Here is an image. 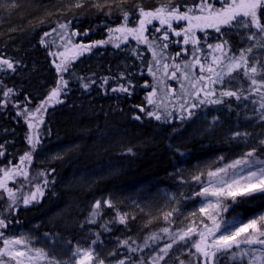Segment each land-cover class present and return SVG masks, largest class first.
Segmentation results:
<instances>
[{
  "label": "trees",
  "instance_id": "1",
  "mask_svg": "<svg viewBox=\"0 0 264 264\" xmlns=\"http://www.w3.org/2000/svg\"><path fill=\"white\" fill-rule=\"evenodd\" d=\"M15 1L16 7L10 6L0 14V55L22 61L18 74L12 79L5 78V82L18 90V100L23 101L25 96L31 97V106L40 103L59 79L60 74L52 65L47 48V37L53 35V29L60 30V24H68L70 33L91 29L87 36L78 35V40L89 44L109 39L111 34L108 28L124 23L115 7L112 15H106L107 8L98 11L92 7L91 0H85L82 8L72 6L75 0ZM186 2L191 4L192 0ZM143 6L146 9L153 8L156 0H143ZM136 20L133 16L129 26L134 25ZM45 32L50 35L43 37ZM42 37L44 45L39 43ZM98 47L94 55L71 64L74 75L63 73L68 80L67 95L62 104L52 107L46 114L39 151L42 153L53 148V154H56L54 160L42 166L47 173L55 169L54 173L47 175V180H54V183L48 184L38 205L20 208L13 218L11 229L27 230L43 222V218L59 213L63 217V232L67 239L74 240L80 231L85 230L100 232V239L110 245H115L117 238L122 241L130 237L129 243L137 252L127 253L126 248H121V257L128 254L133 260L142 259L143 245H149L156 239H165L167 234L161 231L165 228L161 224L165 209L158 201L153 202L152 216L137 208L131 209L132 215H129L127 223L110 224V232H105L98 225L115 216L117 211L113 208H108L97 224H86L83 219L89 212L90 203L102 196L128 197L144 185L153 186V191L158 192L173 187L177 178L174 168L179 156L169 142L176 127L150 118L143 121L131 119L134 111L132 106L145 103L149 93L147 70L152 57L149 50L136 42L125 43L122 48L111 44ZM121 73L130 75L135 85L130 96L110 91L126 83L120 79ZM81 77L96 80L90 91L86 92L81 87ZM103 77H108L109 83L101 88L100 80ZM15 113L9 108L0 110V143L8 141L7 156L0 162V167L8 161L15 164L19 156L28 151L25 140L27 125ZM116 143L131 144L117 146ZM129 147L133 149L132 153L127 152ZM219 149L215 144L192 141L183 144L181 151L191 152L195 158L202 159ZM107 167H112L113 172L87 188L77 187L72 182L76 173L105 170ZM262 208L263 194L243 197L231 203L232 213L243 212L246 216H252ZM16 219L20 223H15ZM44 224L42 229L46 230L49 225L46 221ZM143 260L151 264L145 258ZM166 260L168 264H179L172 259Z\"/></svg>",
  "mask_w": 264,
  "mask_h": 264
},
{
  "label": "snow or ice",
  "instance_id": "2",
  "mask_svg": "<svg viewBox=\"0 0 264 264\" xmlns=\"http://www.w3.org/2000/svg\"><path fill=\"white\" fill-rule=\"evenodd\" d=\"M85 0H75L72 5L75 8L84 7ZM92 7L98 11H104L107 8L106 15H112L113 7L120 12L121 19L124 21L121 25L115 28H108L110 35L107 40L93 41L89 44L73 43L71 38L64 45V51L57 53H49L59 59V63L55 64V70L59 75L56 86L52 87L46 97L34 108H29L31 97L25 96L23 101L18 100L19 92L14 87H9L5 82V78L12 79L19 72L22 61L13 57L0 55V110L12 107L18 109L15 113L16 117L23 116L27 128L32 130L26 133L25 140L27 142L28 151L19 156V164H12L8 161L3 167H0V200H4L0 204V264H147L143 259L133 260L131 255H120V248H126L127 253L135 254L136 248L131 247L129 240L117 238V247L107 253V257L102 256L100 251L95 247L101 244L100 232L95 233V239H91L87 246L77 243L74 247L68 249L67 259L59 258L56 254L46 251L44 248H35L30 244L29 238L26 236H10L6 230L14 222L16 213L23 206L27 208L33 202H39L38 197L44 195V191L39 183L33 185L35 191L29 192L27 195L17 196V192H22L25 187L21 183L20 187H8V181L14 177H23L28 180V171L21 166L25 165L33 159V152L42 143L40 136L35 132L40 124H43L42 114L47 111V106L51 102L57 104L63 103L62 95H67L68 80L64 78L63 73L74 75L71 70V61L78 55L84 52H90L92 48L113 44L114 47L120 48V43L116 41H127L128 37L136 40L138 43L147 44L152 51L153 57L160 55V59L155 60V64L159 66L163 50L169 47V43H178L172 41L170 35L181 36L183 33V44L192 45L193 60L191 63H184L183 75L185 79H189L191 87L196 89L194 96L197 102L180 105L181 121L191 118L195 115L192 111L202 105L219 106L217 111L227 112L228 114L235 113L237 117L241 116L238 109H247L252 113V116L244 114V119H252L255 117L264 124V58H257L256 51H264V0H192L189 4L184 0H156V6L146 9L143 6V0H91ZM130 5V7H128ZM217 5H219L217 7ZM16 7L15 2L11 5ZM137 18L136 26H129L132 22L131 18ZM153 20H158L162 27L155 28V32L161 33L159 36L153 35L151 39L145 35L147 25H150ZM187 22L186 27L177 30L173 28V22ZM70 23V22H69ZM166 26V27H163ZM221 26H228L229 29H239L238 37H243L244 41H251L247 46L240 47L238 50H233L230 39L227 34L222 32ZM61 29H67L68 24H60ZM206 28H213L217 33H220L219 41L216 44H208L207 47L213 50L211 63L205 65L196 55L202 51L200 38L196 35V30L203 31ZM55 31V29H53ZM91 29H86L83 32L73 31L72 36L84 35L87 36ZM119 34V35H115ZM50 33L45 32L43 37H47ZM41 38L39 43L44 45L45 40ZM243 42V41H242ZM71 45V47H69ZM160 49V52H157ZM135 51V50H133ZM187 48H182L176 56L186 53ZM71 53V55H70ZM173 59V57H168ZM199 66L200 74L192 75V69ZM175 69L171 73V78L176 79V72L180 70V64L171 65ZM163 68L165 74L169 68V64L164 63ZM157 70L158 67H157ZM148 72L155 78L156 71L151 65L148 66ZM207 73V75H204ZM95 75V74H93ZM81 87L87 92L91 86L96 84V80L81 77ZM120 79H124L126 83L119 84L118 87L110 89L111 92H120L128 96L132 94L135 87L129 76L121 73ZM206 81V83H205ZM109 78L103 77L100 80V87L104 88L108 85ZM163 83V81H161ZM245 83L247 87H245ZM215 85L217 87H211ZM183 87V85H182ZM203 92V98H201ZM157 95V89L152 88V91L145 97V103L133 105V113L131 119L135 121H143L145 118L155 119L156 121L170 122L172 112L167 111V105L161 102L156 103L154 97ZM167 95V93H166ZM258 97V99H250ZM235 102V103H234ZM250 102L253 107L249 109ZM187 103V102H185ZM148 105H153L152 109ZM163 107L164 111L161 112ZM15 118V117H14ZM221 123V116H213L210 127H215ZM7 131V130H5ZM252 134L241 132L239 130L230 133V139L233 141L244 140ZM8 141L0 143V162L7 156L6 144ZM264 150V138L258 141V147H253L250 151L241 156L240 159L233 161L231 164L218 168L216 171L208 173L210 177H220L218 187H204L197 195L216 197L215 203L209 202L206 206L200 208V212L212 220V227L204 225L203 231H198L195 227H189L186 230H181L178 237L173 239L171 243L165 244L156 252L155 256L150 257L151 264H168V259H171L170 250L174 244L184 242L188 245V259L181 260L178 256L175 257L179 264H225L226 261L236 260L239 257L251 256L248 264H254L255 261H260L264 264V251L260 256L255 255L256 251L264 249V215L252 218L247 223H242L232 230H221V224L217 222L216 215L220 211H227V207L221 202V198H231L235 200L237 197H248L256 193L264 194V160L254 159L258 151ZM128 153H132L133 149L129 147ZM220 159H224L221 157ZM260 165L256 167V165ZM244 165L249 171L245 176H234L229 180H225L221 174L227 175L228 169H235L237 166ZM254 169V170H253ZM55 169L47 175L54 173ZM44 176L45 173H40ZM35 179V178H34ZM200 180L199 176L195 177ZM29 183H31L29 181ZM54 183V180H44L43 186ZM6 194V200L4 199ZM115 208V205L110 199L103 201L96 200L92 205V211L89 217L86 218V223L97 224V217H100L103 212V207ZM175 211V209L173 210ZM169 212L165 215V220L172 215ZM129 218L128 213L116 212L115 216L98 225L105 232H110L112 229L110 224L119 223L126 224ZM15 223H20L18 219ZM83 228L84 225L82 224ZM164 233H169V229L163 228ZM219 233V234H218ZM47 235V234H46ZM193 237H197L193 239ZM155 237H153L154 239ZM190 242V243H189ZM71 244V241L67 242ZM241 245L260 246L258 249L249 251L241 248ZM191 249H195L194 252ZM236 249H239L237 253ZM109 257L111 259H109Z\"/></svg>",
  "mask_w": 264,
  "mask_h": 264
},
{
  "label": "rangeland",
  "instance_id": "3",
  "mask_svg": "<svg viewBox=\"0 0 264 264\" xmlns=\"http://www.w3.org/2000/svg\"><path fill=\"white\" fill-rule=\"evenodd\" d=\"M13 2L16 3L15 0H0V14L2 10H6L9 8ZM219 5H217L218 7ZM178 23V25H176ZM137 20L135 24L132 26H136ZM187 22H173V28L180 30V28L186 27ZM147 31L145 32L146 36H149V39L153 35L159 36L161 33L155 32V28L162 27L159 24L158 20H153L150 25H147ZM166 27V26H163ZM222 32L227 34V38L230 39V43L232 45L233 50H238L240 47L247 46L252 43L251 41H244L243 37H238L237 32L242 31L239 29H229L228 26H221ZM48 36V46L47 48L50 50L49 53H57L64 51V45L67 43L69 38H71L73 43H84L83 41L78 40L77 36H72L70 33V29H56ZM112 35V34H111ZM119 35V34H115ZM196 35L200 38L202 51L196 53V55L200 58L201 62L205 65L211 63L212 55L218 54L213 53V50L208 48V44H216L219 41L220 33H217L213 28H206L203 31L196 30ZM170 39L172 41H178V43H169V47L163 50L162 56L164 57L161 60V64L157 66L155 64L156 59H160V55L157 57H153L152 51L149 49L147 44L138 43L136 40L132 39V37H128L127 41L124 40L116 41L120 43V48L124 46L125 43L136 42L137 44L145 46L149 52L151 53V61L150 64L153 67V70L156 71V77L154 78L147 70V74L150 78V86L149 92L152 91V88L157 89V95L154 97L157 104L163 102V104L167 105V111L172 112V117L170 118V122L166 123L162 119L161 123L175 125L176 130L171 135V140L169 142L170 147L176 152L179 156L174 168V175H176V183L173 187L169 189L164 188L161 191H153L155 188L150 185H144L137 188L136 191L130 193L128 197L126 196H116V195H106L100 198L93 200L89 207V212L85 217H89L90 212L92 211V205L96 200H105L110 199L112 203L115 205L116 211L121 213L131 214V209L137 208L143 212H146L150 216H152V206L154 201H158L165 209V215L169 212L173 214L168 218V220H163L161 223L163 227H167L169 229V233L166 234L165 239L160 238L159 240L151 241V243L143 245L141 250L142 259H146L150 261V257L155 256L156 252L159 248H162L165 244L171 243L173 239L177 238L181 230H186L189 227H195L198 231L204 230V225L207 224L208 227H212V220H209L207 216L202 214L199 210L202 206H206L210 201L215 203L217 198L211 196H200L197 195L204 187H218L220 177H210L208 173L211 171H216L218 168L224 167L225 165L231 164L233 161L240 159L242 155L246 152L250 151L253 147H258V141L261 138H264V124H262L258 119L253 117L252 119H244L243 116L246 113L249 116H252V113L247 109H238L241 112V116L237 117L235 113L228 114L224 112L223 114L217 111L219 106L214 105H202L192 111L195 113L189 119L181 121L179 118L181 116L180 105L182 103L187 107L191 103L197 102L195 100L194 93L196 89L191 87V83L189 79L184 78V63H191L193 60L192 56V45H184L183 44V33L181 36L177 37L174 35H170ZM46 40V42H47ZM243 41V42H242ZM113 46V44H111ZM71 47V45H69ZM99 47L92 48L90 52H84L82 55L76 56L74 60L71 61V64L75 62H81L85 58H88L89 55H94V51H96ZM182 48H187L188 51L186 53H182L180 56H176L177 52H180ZM157 52H160V49H157ZM71 55V53H70ZM255 55L257 58H264V51H256ZM50 60L52 65L55 67L56 63H59V59L56 56L50 55ZM168 57H173V59H168ZM169 64V68L167 70V74H165V70L163 68V64ZM173 64H180L181 68L176 72V79L171 78V73L175 71L174 68L171 67ZM157 67L159 70H157ZM200 74L199 66H195L192 69V75ZM207 75V73H204ZM163 81V83H161ZM206 83V81H205ZM183 85V87H182ZM247 87V84L244 85ZM211 87H217L212 85ZM167 93V95H166ZM65 95L61 96V99H64ZM201 98H203V92H201ZM250 99H258V97H251ZM187 102V103H185ZM235 103V102H234ZM62 104V103H60ZM60 104L51 102L50 105L47 106V111L43 112L42 118L45 120L46 114L48 111L55 106ZM249 109L253 107V105L248 102ZM29 108H34L35 106L28 105ZM150 109L153 108V105H149ZM13 111H17L18 109L8 107ZM163 107L161 108V112H163ZM213 116H221V123L215 127H210L212 124ZM23 120V116H20ZM24 123L26 124L25 120ZM27 125V124H26ZM43 129V124H40L35 132L41 138V131ZM248 132L252 135L248 137L247 141H233L230 139V133L234 131ZM32 130L28 129V133ZM192 141H202L206 142L209 145H216L220 149L218 152L206 157V158H195L191 152H182L181 148L183 144L192 142ZM129 145L131 143H116L115 145ZM28 147V145H27ZM29 150V148H28ZM40 151V145L37 150L33 152V159L30 162H27L25 165L21 167L28 171V180H24L23 177H14L13 180L8 181V187L13 188L15 191L16 188L20 187L21 183L25 185L22 189V192H17V196L27 195L31 191H35L33 187L34 184L39 183L45 193L46 187L43 186V181L47 180V172L42 169V166L49 160H54L56 154H53V148L48 149L44 152ZM223 157L224 159H220ZM257 160H264V150L258 151L254 157ZM15 164H19V161ZM260 165H256L259 167ZM105 170H89L84 172L83 174L76 173L72 179V182L75 183L77 187L87 188L95 182L99 181V179L105 177V175H110V172H113L112 167L104 168ZM254 170V169H253ZM249 169L240 165L235 169H228V173L226 176L221 174L225 180H229L234 176H245ZM40 173H45L44 176H40ZM2 175V174H0ZM49 176V175H48ZM199 176L200 180H196L195 177ZM35 178V179H34ZM29 181L31 183H29ZM3 190H0L2 193ZM258 195H262L260 193H256ZM254 194V195H256ZM264 195V194H263ZM44 196V195H43ZM42 197H38L39 202H33L27 208L31 206L38 205L42 201ZM249 197V196H248ZM6 194H4V199L6 200ZM126 198V199H125ZM124 199V200H122ZM241 197H237L235 200L231 198H221V202L224 206L227 207V211H220L216 215V220L221 224V230L224 229L232 230L235 227H238L242 223H247L248 220L258 217L260 215H264V208L255 213L252 216H246L242 213H232L231 203L240 200ZM4 200H0V204H3ZM23 207V206H22ZM103 207V206H102ZM107 207H103V212L100 217L96 219H100L102 216H105ZM175 209V211H173ZM164 215V217H165ZM43 222H39L36 225H32L27 230L17 231L16 229H11V226L6 230L7 234L10 236H26L30 240V244L35 248H44L46 251H50L56 254L59 258L67 259V251L69 248L74 247L77 243L87 246L91 239H95V231L93 230H85L80 231L77 238L74 240H69L64 235L63 232V217L56 213L54 216L46 217L42 219ZM47 222L49 225L46 230H43L44 222ZM88 224V223H86ZM15 228V227H14ZM47 234V235H46ZM219 234V233H218ZM197 237H193L196 239ZM101 240V239H100ZM71 241V244L67 242ZM102 243L96 245L97 249L100 251L102 256L107 257V253L112 251L117 247V243L115 245H110L101 240ZM190 243V242H189ZM148 245V246H147ZM2 246V243H0ZM241 248L252 251L253 249H258L260 246L253 245H241ZM121 249V248H120ZM189 248L188 245L184 242H178L173 245V248L170 250V254L172 256V260L175 262H179L175 259V257H179L181 260L188 259ZM192 252L195 249H191ZM237 253H239V249H236ZM256 251L255 255L260 256L261 252ZM167 258V257H166ZM109 259H111L109 257ZM251 260V256L239 257L236 260L226 261L225 264H248V261ZM162 264V262H161ZM178 264V263H177ZM254 264H261L260 261H255Z\"/></svg>",
  "mask_w": 264,
  "mask_h": 264
},
{
  "label": "flooded vegetation",
  "instance_id": "4",
  "mask_svg": "<svg viewBox=\"0 0 264 264\" xmlns=\"http://www.w3.org/2000/svg\"><path fill=\"white\" fill-rule=\"evenodd\" d=\"M176 25H178V23H176ZM174 27V26H173Z\"/></svg>",
  "mask_w": 264,
  "mask_h": 264
}]
</instances>
